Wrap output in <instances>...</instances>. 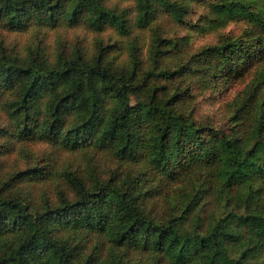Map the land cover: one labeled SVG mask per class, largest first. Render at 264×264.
I'll use <instances>...</instances> for the list:
<instances>
[{
	"label": "trees",
	"instance_id": "1",
	"mask_svg": "<svg viewBox=\"0 0 264 264\" xmlns=\"http://www.w3.org/2000/svg\"><path fill=\"white\" fill-rule=\"evenodd\" d=\"M121 1L0 0L2 31L118 36L93 53L0 48V158L52 148L0 174V264H264V0ZM196 7L195 31H241L191 47L173 31ZM216 90L213 122L197 106Z\"/></svg>",
	"mask_w": 264,
	"mask_h": 264
},
{
	"label": "rangeland",
	"instance_id": "2",
	"mask_svg": "<svg viewBox=\"0 0 264 264\" xmlns=\"http://www.w3.org/2000/svg\"><path fill=\"white\" fill-rule=\"evenodd\" d=\"M109 7H116L119 12L124 9L132 10V3L123 2L121 0H107ZM205 13L202 8L196 7L194 13L189 17V22L183 27H178L173 31V34L179 38H186L188 44L193 48H198L207 43H213L221 35L238 34L241 31L239 24L231 23L220 30H214L207 32L195 31L194 24L200 18V15ZM132 36L138 37V42L141 48L146 51L149 41V34L143 30H135ZM117 35L107 30L101 34L97 32L84 29L82 27L75 29H60V30H30L29 32H10L0 30V48H4L11 52H25L29 45L32 43H39L41 45H48L49 51L55 53L58 50L70 51L73 47H80L84 52L93 53L98 44V40H103V44H111L117 40ZM52 54V53H51ZM125 56V52H124ZM220 90H216L214 95L208 92L201 95L198 98L197 111L203 115V118H210L213 122H218L223 115L224 104L226 101V94H219ZM210 94V95H209ZM229 94V93H227ZM0 144L2 140L0 139ZM2 149L0 148V151ZM52 151L51 145L47 142H27L23 144H16L14 149L5 161L4 157L0 158V174H4L6 170L8 172L15 170H24L29 166H35L38 164H44L45 158L50 155ZM80 158V156H78ZM78 157H74V154L64 153L59 157H56L57 161L71 164L74 168L77 167ZM51 158V157H50ZM81 159V158H80ZM51 162V161H49ZM100 165V163H98ZM107 164L101 165L99 172L105 176L107 172ZM44 188L40 186L37 189ZM50 197L55 200V195L49 193Z\"/></svg>",
	"mask_w": 264,
	"mask_h": 264
}]
</instances>
